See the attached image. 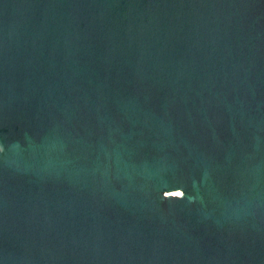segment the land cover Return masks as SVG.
Returning a JSON list of instances; mask_svg holds the SVG:
<instances>
[{
    "label": "water",
    "instance_id": "water-1",
    "mask_svg": "<svg viewBox=\"0 0 264 264\" xmlns=\"http://www.w3.org/2000/svg\"><path fill=\"white\" fill-rule=\"evenodd\" d=\"M0 264H264V0H0Z\"/></svg>",
    "mask_w": 264,
    "mask_h": 264
}]
</instances>
